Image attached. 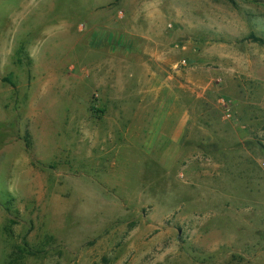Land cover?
Instances as JSON below:
<instances>
[{
    "label": "rangeland",
    "instance_id": "374dc122",
    "mask_svg": "<svg viewBox=\"0 0 264 264\" xmlns=\"http://www.w3.org/2000/svg\"><path fill=\"white\" fill-rule=\"evenodd\" d=\"M251 34L264 0H0V264H264Z\"/></svg>",
    "mask_w": 264,
    "mask_h": 264
},
{
    "label": "trees",
    "instance_id": "16d2710c",
    "mask_svg": "<svg viewBox=\"0 0 264 264\" xmlns=\"http://www.w3.org/2000/svg\"><path fill=\"white\" fill-rule=\"evenodd\" d=\"M249 39L250 40H253L254 42H257V43H260V44L264 45V38L258 37L255 34H251L249 36ZM4 81L9 82L10 84L13 85V83L11 82V79L10 78H5ZM23 140H24V142L26 144V148L27 149H31L32 148V140H31V137L28 135L25 138H23Z\"/></svg>",
    "mask_w": 264,
    "mask_h": 264
},
{
    "label": "built area",
    "instance_id": "2783aa9c",
    "mask_svg": "<svg viewBox=\"0 0 264 264\" xmlns=\"http://www.w3.org/2000/svg\"><path fill=\"white\" fill-rule=\"evenodd\" d=\"M223 104H224V108H225V111L227 113L228 116H231L230 114V108L228 107L227 103L224 102V100H222Z\"/></svg>",
    "mask_w": 264,
    "mask_h": 264
},
{
    "label": "crops",
    "instance_id": "0c3cea01",
    "mask_svg": "<svg viewBox=\"0 0 264 264\" xmlns=\"http://www.w3.org/2000/svg\"><path fill=\"white\" fill-rule=\"evenodd\" d=\"M162 158V156H160ZM164 158V157H163Z\"/></svg>",
    "mask_w": 264,
    "mask_h": 264
}]
</instances>
